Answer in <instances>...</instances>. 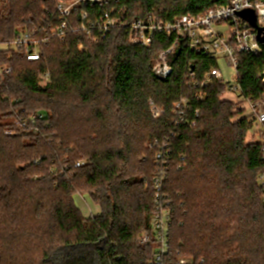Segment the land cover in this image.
<instances>
[{"label": "trees", "instance_id": "1", "mask_svg": "<svg viewBox=\"0 0 264 264\" xmlns=\"http://www.w3.org/2000/svg\"><path fill=\"white\" fill-rule=\"evenodd\" d=\"M59 1L0 0V44L55 29ZM229 2L121 0L117 11L126 24L150 12L170 22ZM175 42L172 75L159 79L156 58ZM151 45L118 27L99 42L81 31L51 38L37 62L0 49L12 67L0 81V264H150L155 247L142 238L158 195L172 217L165 264H264L263 143L247 140L256 119L222 100L228 84L209 77L216 58L175 35ZM238 57L239 97L262 103L264 43ZM33 114L45 120L16 122ZM162 153L167 165L157 164ZM84 190L100 214L83 215L75 195Z\"/></svg>", "mask_w": 264, "mask_h": 264}, {"label": "built area", "instance_id": "2", "mask_svg": "<svg viewBox=\"0 0 264 264\" xmlns=\"http://www.w3.org/2000/svg\"><path fill=\"white\" fill-rule=\"evenodd\" d=\"M121 0H61L57 3V11L61 23L50 32L45 31L41 36L30 32L20 33L13 42L6 44L9 50L22 53L27 61L37 62L41 59V48L48 44L51 38H65L72 32H86L93 37L94 42L108 37L111 32L118 27H124L129 34V41L133 45L150 47L158 33H164L171 37L175 35L177 40L186 42L195 51H203L211 58L223 57L237 71L240 60L239 55L249 54L258 56L262 52V43L258 41V31L241 19L238 13L244 10H253L256 13V23L259 27H264V0H230L227 6L213 8L199 16L184 15V17L175 19L170 22L161 21L157 13L150 12L141 20H135L131 23L125 22V8L117 11ZM106 7L112 6V9L105 11L98 18L90 17L87 11L88 7ZM78 10L79 16L74 20V12ZM229 24L230 34L225 37L223 34L216 32L215 25ZM177 42L171 48L160 52L156 58L153 67V74L159 79L166 80L172 75V68L169 58L174 53ZM79 48L83 49L80 45ZM12 67L0 63V81L10 75ZM194 77V74L191 73ZM209 77L222 80L221 72L215 67L210 71ZM41 85L49 81V74L46 73L41 77ZM238 78V71H237ZM228 93H241V87L238 82L235 85H227ZM177 108L187 105L188 102L183 100ZM151 103V102H150ZM152 116L158 118L161 113L151 103ZM45 115L33 114L26 119H17V123L27 127L37 121H44ZM257 121L264 126V112L257 115ZM261 156L264 159V142L261 148ZM167 158V157H166ZM157 164L167 165V160L163 153L157 156ZM78 163L76 166L79 167ZM264 180V172L262 175ZM158 194L161 192V183L156 181ZM156 208L152 215V227L142 238L144 245H153L155 254L150 264H165V258L169 252L170 246V229L172 217L168 204L160 201L159 195L156 201Z\"/></svg>", "mask_w": 264, "mask_h": 264}, {"label": "rangeland", "instance_id": "3", "mask_svg": "<svg viewBox=\"0 0 264 264\" xmlns=\"http://www.w3.org/2000/svg\"><path fill=\"white\" fill-rule=\"evenodd\" d=\"M214 29L216 32H219L223 34L225 37H228L230 34L231 28H229V24L224 23L221 25H215ZM9 48L6 44H0V49H7ZM219 72H221L222 80L225 84L228 85H235L237 83V71L235 68L228 62L227 59L223 57L218 58V66H217ZM222 100L233 102L236 106L237 111H242V117L248 115L251 116V119H256V122L253 126V129L249 132L247 140L249 142H257V143H263L264 142V126L262 124H259L257 121V115L260 114V112H264V101L259 104H254L249 101L243 102L241 98L239 97V93H228L226 92L222 96ZM241 118L238 116L236 118ZM261 182L264 185V180L262 179ZM261 183V184H262ZM88 191V190H87ZM86 190L83 191V193H77L75 195V203L77 206H79L83 212V215L86 218H89L91 216H95L101 213V207L98 206L90 197L89 192ZM145 235V234H144Z\"/></svg>", "mask_w": 264, "mask_h": 264}, {"label": "water", "instance_id": "4", "mask_svg": "<svg viewBox=\"0 0 264 264\" xmlns=\"http://www.w3.org/2000/svg\"><path fill=\"white\" fill-rule=\"evenodd\" d=\"M239 17L246 20L251 27L258 31L257 39L261 43H264V37H261L262 33H264V27H259L256 23L257 17L256 13L253 10H244L241 13H238Z\"/></svg>", "mask_w": 264, "mask_h": 264}]
</instances>
